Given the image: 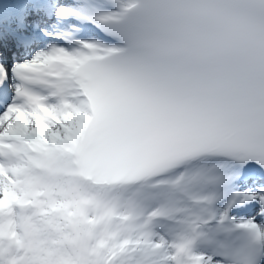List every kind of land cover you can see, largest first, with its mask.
<instances>
[{"label":"snow or ice","instance_id":"1","mask_svg":"<svg viewBox=\"0 0 264 264\" xmlns=\"http://www.w3.org/2000/svg\"><path fill=\"white\" fill-rule=\"evenodd\" d=\"M0 264H264V0H0Z\"/></svg>","mask_w":264,"mask_h":264}]
</instances>
